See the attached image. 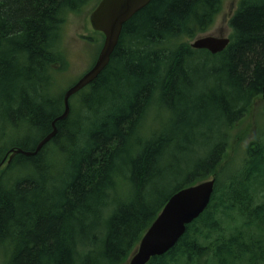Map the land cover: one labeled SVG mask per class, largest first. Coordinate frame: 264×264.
I'll return each mask as SVG.
<instances>
[{"label": "trees", "instance_id": "obj_1", "mask_svg": "<svg viewBox=\"0 0 264 264\" xmlns=\"http://www.w3.org/2000/svg\"><path fill=\"white\" fill-rule=\"evenodd\" d=\"M225 1L151 0L50 142L4 163L0 264H125L167 199L210 177L205 211L147 264H264V103L255 137L226 160L261 99L264 0L237 1L221 52L189 45ZM98 2L0 0V163L51 132L66 18Z\"/></svg>", "mask_w": 264, "mask_h": 264}, {"label": "water", "instance_id": "obj_2", "mask_svg": "<svg viewBox=\"0 0 264 264\" xmlns=\"http://www.w3.org/2000/svg\"><path fill=\"white\" fill-rule=\"evenodd\" d=\"M150 2L151 0H100L98 2L89 14V22L92 29L101 32L104 38L93 65L65 90L62 97L63 112L51 122V132L37 143L33 151H24L21 148L9 149L0 163V168L5 162L9 163L17 154L36 155L50 142L56 134L55 123L69 114L70 97L89 85L99 75L118 43L123 25ZM228 43L227 36L207 34L194 39L190 46L193 49H205L216 54L224 50ZM261 97L264 101V85ZM214 185L215 179L212 177L173 193L145 230L125 264H147L151 258L163 255L173 248L185 233L186 226L197 219L207 208Z\"/></svg>", "mask_w": 264, "mask_h": 264}, {"label": "rangeland", "instance_id": "obj_3", "mask_svg": "<svg viewBox=\"0 0 264 264\" xmlns=\"http://www.w3.org/2000/svg\"><path fill=\"white\" fill-rule=\"evenodd\" d=\"M238 0H226L224 3V9L220 16L217 18L212 29L207 32V34L214 36H228L231 32L228 26V19L231 10L235 7ZM95 6L97 4H94ZM85 8L80 12L68 14L66 18V23L64 26V34L62 37V49L65 52V57L67 60L66 69L63 72H58L57 75L60 78L58 85L57 95L71 86L89 67L93 64L94 57L96 56L99 46L97 47L95 43L99 42L102 44L103 40L96 32L91 28L89 23V13L93 10L95 6ZM90 38L96 40L95 43L89 41ZM190 42L192 40H189ZM92 63V64H91ZM73 97V96H72ZM70 99L71 104L75 102V98ZM264 101L262 99L256 101L255 114H251L249 118L247 117L244 121L236 125L233 130V142L228 150L229 158L236 157L235 155L242 150V148L255 137V130L257 126V113L261 110V105ZM161 121H164V116L168 115L166 112L162 113L161 110ZM164 114V115H163ZM237 137L235 140L234 138ZM14 138L9 139V143ZM240 148L237 153L236 150ZM238 158H236L232 164L235 166ZM231 166V167H232ZM183 177V176H182ZM182 180V178H180ZM179 182V181H178Z\"/></svg>", "mask_w": 264, "mask_h": 264}]
</instances>
